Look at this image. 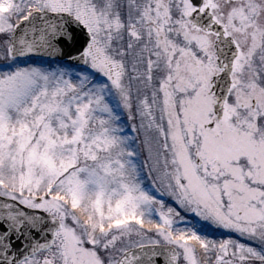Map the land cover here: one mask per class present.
<instances>
[{"label": "snow or ice", "instance_id": "snow-or-ice-1", "mask_svg": "<svg viewBox=\"0 0 264 264\" xmlns=\"http://www.w3.org/2000/svg\"><path fill=\"white\" fill-rule=\"evenodd\" d=\"M0 264H264V0H0Z\"/></svg>", "mask_w": 264, "mask_h": 264}]
</instances>
